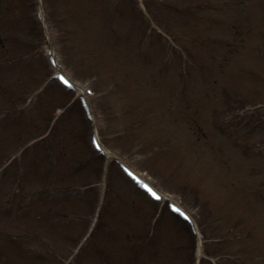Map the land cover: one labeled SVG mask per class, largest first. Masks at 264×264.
<instances>
[{
    "label": "rangeland",
    "instance_id": "1",
    "mask_svg": "<svg viewBox=\"0 0 264 264\" xmlns=\"http://www.w3.org/2000/svg\"><path fill=\"white\" fill-rule=\"evenodd\" d=\"M8 1L5 6L0 3V27L18 34L30 26L33 35L29 51L33 58L28 55L23 59L27 72L14 73L11 69L9 75H0V88L10 87L20 77L21 81L28 79L29 89L33 88L38 77L44 73L43 79L47 74L40 59V52H45L51 61L49 71L58 73L60 67L85 93L90 88L95 91L90 96V131L95 128L101 143L139 175L137 181L129 182L115 166L118 161L110 160L107 179L100 176L95 184L81 185L79 181L96 177L89 164V170L75 175L74 187H59V193L70 190L71 198L65 207L62 203L53 204L47 211L48 225L42 234L46 240L42 245L29 241L30 249H45L47 254L59 250L57 256L61 257L68 251L69 242L59 241V233L66 229L74 235L82 232L84 225L97 222L103 230L84 241L78 255L63 264H145L137 241L145 234L142 228L150 226L151 245L156 243L159 247L164 243V233H156V224L151 222L157 212L155 206L170 198L204 220L211 235L226 240L221 247L226 254L219 258L222 264H264V127H258L264 121V64L257 57L259 50L251 46L261 43L257 36L264 31V0H161V7H171L166 14L156 3L150 4L162 24L168 25L173 42L187 45L191 57L185 54L186 58L206 62L207 82L211 84L208 88L201 84L199 68L188 71L195 88L183 86L176 62L172 63L171 47L150 28L145 45L153 64L137 61L133 42L119 37L118 44L110 43L108 33L126 34L133 13L130 0H29L26 4H22L23 0ZM199 1L210 3V7L200 10L196 7ZM175 7L192 10L194 18L185 19L180 12H174ZM41 14L45 25L40 21ZM203 17L212 21L201 20ZM235 24H240L244 41H237L231 31ZM248 24L253 27L252 36L246 33ZM39 28L41 38L35 33ZM16 41L21 43L18 52L26 55L23 51L27 42L19 36ZM201 46L204 52H199ZM30 65L36 72L29 71ZM213 84L231 88V97L226 99L222 91L221 97L216 96L211 91ZM71 87L78 96L83 94L75 85ZM33 92L28 94L24 109L11 106L12 97L20 98L18 93L0 94L1 137L13 129L19 118L17 111L23 110L20 115L24 121L34 123L24 138L36 132V122H41L42 116L60 111L57 107L65 97L56 81L40 95ZM71 110L74 125L77 122L83 129L75 108ZM66 121L61 126L63 135L71 130ZM18 134L13 130L11 136ZM4 141L7 143L10 138L7 136ZM65 142L69 152L82 147L68 136ZM40 147L37 146L39 152ZM6 180L3 179L0 197L9 191ZM105 182L110 186V200L99 219L91 208L101 199ZM146 183L155 185L165 196L154 203L146 193ZM75 190L78 192L74 196L71 191ZM54 198L58 202L57 196ZM71 204L76 206L70 207ZM66 212L68 216L64 217ZM163 212L161 220L171 224L169 212ZM178 223L182 224L179 220ZM153 235L157 240L152 239ZM154 255L146 264H158L160 253ZM173 255L169 247L167 256Z\"/></svg>",
    "mask_w": 264,
    "mask_h": 264
},
{
    "label": "trees",
    "instance_id": "2",
    "mask_svg": "<svg viewBox=\"0 0 264 264\" xmlns=\"http://www.w3.org/2000/svg\"><path fill=\"white\" fill-rule=\"evenodd\" d=\"M200 4H202V5H204V4H206V1H199L196 5H197V7H199L200 6ZM210 17H203V18H201L202 20H204L205 21V19H207L208 21H212V19L210 18ZM246 33H248L250 36H252L253 34H254V30H253V27L250 25V24H248V25H246ZM232 32H233V34L235 35V36H237V41H244L243 40V38H242V33H243V31H241V26H240V24H235V25H233V28H232V30H231ZM128 34V33H127ZM108 37H110V43H112L113 44V42H114V40L116 41V43L117 42H119V37L120 38H122V40H125V41H127V40H130V36H126L125 34H122V35H118V37L117 38H114V37H112L111 36V34L110 33H108ZM141 38V36H140V34L138 35V37H137V39H136V42H137V40H139ZM3 39V38H2ZM3 41L5 42V40L3 39ZM3 41H0V53H9V48H11V49H14L13 47H11L10 45L9 46H5V43L3 42ZM128 42H130V41H128ZM209 48H206V51L208 50ZM201 52H204V49H201ZM10 54V53H9ZM211 54H213V53H211ZM6 56H8V55H6ZM179 59V58H178ZM18 67H19V65H20V63H17L16 64ZM100 67H101V70H104V68L100 65ZM105 69H106V67H105ZM9 71V69L7 68V65L6 64H4V63H2V62H0V72L1 73H3V72H5V71ZM241 70H243L244 72H247V69H241ZM25 85L24 84H22L21 85V87H24ZM67 119H69L68 121L69 122H71L70 121V118H67ZM47 124V123H46ZM46 124L44 123V122H42V123H40V124H36V127H35V130H36V132H35V134H41V133H43V131H44V129L46 128ZM69 124H72V122L71 123H69ZM34 127V123L32 122H23V121H20V122H18V124H15L14 125V127H13V129H10V133L9 132H6L5 133V135L6 136H8L9 138H11L12 136H11V134H12V132H13V130H17V131H19V134L18 135H14V136H18V138H20L19 139V141H15V142H21V137L20 136H23L24 137V135L27 133V132H29V131H31V129ZM64 128H65V126H64ZM71 128V127H70ZM72 132L75 134L76 133V131H75V128L73 129V128H71V130H70V132H69V135H71L72 134ZM34 135V134H33ZM26 138H28V137H26ZM58 139H60V140H58V144H57V146H58V149H59V158H60V161H61V164H62V166H64V164H66V161L68 160V158H70V157H72V158H75V159H77L78 157H80V153H79V151L78 150H75V151H73V153L71 154L70 152H68L67 151V149L65 148V144H66V142H61L63 139H64V141L66 140V138H64V135L62 134V137L61 136H59L58 137ZM71 161H73V160H71ZM35 171H37L36 170V168H35V166L33 167V169H31V171L30 170H28V166H26V169L24 168L23 169V175H22V178L24 179V180H26L25 181V189H29V190H32L33 188H35V186L36 185H39V183L40 182H44L45 180H47V177L48 176H45V177H41V175H40V172H39V174H38V171L37 172H35ZM40 171V170H39ZM56 178V179H55ZM48 179H50V177L48 178ZM54 179L57 181V180H59V179H62V178H60V177H58V176H54ZM38 200V199H37ZM37 211V205L35 204L32 208H29V210H28V212L29 213H34V212H36ZM13 229V228H12ZM13 230H16V232H20V233H22V235H20L19 237L20 238H23L26 234L25 233H23L24 231L23 230H19V229H17L16 227H14V229ZM22 240H17V241H11V242H13V243H16V244H19V242H21ZM176 243H177V240H176ZM175 243V244H176ZM219 244H220V242H218ZM0 247H2V245L0 244ZM215 249H218V250H215ZM222 250V249H221ZM221 250H220V248L219 247H217L216 246V248H208L207 249V251L210 253V254H212V255H217V254H220V252H221ZM166 252H163L162 254H161V259H162V261H161V263L160 264H185V263H183V262H181V261H179L178 259H177V257L179 256V254H177L176 256H174L172 259H168L167 257H166V254H165ZM6 264V263H5Z\"/></svg>",
    "mask_w": 264,
    "mask_h": 264
},
{
    "label": "snow or ice",
    "instance_id": "3",
    "mask_svg": "<svg viewBox=\"0 0 264 264\" xmlns=\"http://www.w3.org/2000/svg\"><path fill=\"white\" fill-rule=\"evenodd\" d=\"M148 191L150 192V194H151L154 198L159 199V197H158L154 192H152L151 189H148Z\"/></svg>",
    "mask_w": 264,
    "mask_h": 264
}]
</instances>
